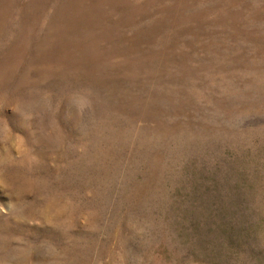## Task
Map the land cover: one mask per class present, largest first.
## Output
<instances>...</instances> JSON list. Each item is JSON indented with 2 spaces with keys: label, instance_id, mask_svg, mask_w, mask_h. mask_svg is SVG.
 Returning <instances> with one entry per match:
<instances>
[{
  "label": "rangeland",
  "instance_id": "obj_1",
  "mask_svg": "<svg viewBox=\"0 0 264 264\" xmlns=\"http://www.w3.org/2000/svg\"><path fill=\"white\" fill-rule=\"evenodd\" d=\"M0 264H264V0H0Z\"/></svg>",
  "mask_w": 264,
  "mask_h": 264
}]
</instances>
